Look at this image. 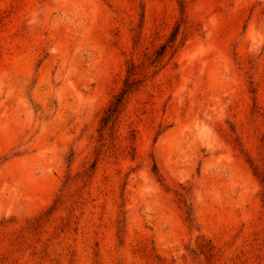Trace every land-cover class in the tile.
Masks as SVG:
<instances>
[{
  "label": "rangeland",
  "instance_id": "374dc122",
  "mask_svg": "<svg viewBox=\"0 0 264 264\" xmlns=\"http://www.w3.org/2000/svg\"><path fill=\"white\" fill-rule=\"evenodd\" d=\"M0 264H264V0H0Z\"/></svg>",
  "mask_w": 264,
  "mask_h": 264
},
{
  "label": "trees",
  "instance_id": "16d2710c",
  "mask_svg": "<svg viewBox=\"0 0 264 264\" xmlns=\"http://www.w3.org/2000/svg\"><path fill=\"white\" fill-rule=\"evenodd\" d=\"M173 35L174 33L172 34V37L167 41V43L160 46L159 50L156 51L155 58L152 60L153 64H156L159 59L163 57L164 53L166 52V49L171 46V43L174 41ZM137 74H139V71H137V67L134 64L130 63L129 68L127 70V76L124 80L122 88L113 97L108 108L105 110L103 117L101 118V134L106 129H113L121 111L125 106L128 96L132 92L137 90L138 87L141 85L142 78L144 76L141 75L139 78H137Z\"/></svg>",
  "mask_w": 264,
  "mask_h": 264
}]
</instances>
